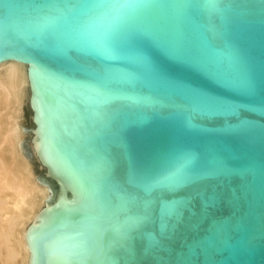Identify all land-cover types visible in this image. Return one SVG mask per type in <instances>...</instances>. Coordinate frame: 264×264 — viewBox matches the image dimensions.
<instances>
[{
  "label": "water",
  "instance_id": "95a60500",
  "mask_svg": "<svg viewBox=\"0 0 264 264\" xmlns=\"http://www.w3.org/2000/svg\"><path fill=\"white\" fill-rule=\"evenodd\" d=\"M2 63L50 194L29 264H264V0H0Z\"/></svg>",
  "mask_w": 264,
  "mask_h": 264
},
{
  "label": "bare ground",
  "instance_id": "6f19581e",
  "mask_svg": "<svg viewBox=\"0 0 264 264\" xmlns=\"http://www.w3.org/2000/svg\"><path fill=\"white\" fill-rule=\"evenodd\" d=\"M29 70L19 63L0 65V264H29L25 238L50 201L22 145L27 93L32 108Z\"/></svg>",
  "mask_w": 264,
  "mask_h": 264
},
{
  "label": "rangeland",
  "instance_id": "374dc122",
  "mask_svg": "<svg viewBox=\"0 0 264 264\" xmlns=\"http://www.w3.org/2000/svg\"><path fill=\"white\" fill-rule=\"evenodd\" d=\"M21 116H22V123L25 133L27 131H31L33 128V120H32V112L29 107V94L27 93V96L25 98V103L22 105L21 108ZM25 154L28 156L32 163V167L34 169V172L36 176H43L44 168L41 166V164L38 162V160L35 158L32 149H31V137L30 135H25L24 140L22 142Z\"/></svg>",
  "mask_w": 264,
  "mask_h": 264
}]
</instances>
